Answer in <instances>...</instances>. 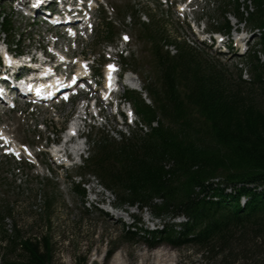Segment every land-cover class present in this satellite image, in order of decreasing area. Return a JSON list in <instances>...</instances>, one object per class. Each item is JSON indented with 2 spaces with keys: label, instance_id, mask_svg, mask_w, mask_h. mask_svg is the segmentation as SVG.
Listing matches in <instances>:
<instances>
[{
  "label": "trees",
  "instance_id": "trees-1",
  "mask_svg": "<svg viewBox=\"0 0 264 264\" xmlns=\"http://www.w3.org/2000/svg\"><path fill=\"white\" fill-rule=\"evenodd\" d=\"M213 1L218 17L209 18L208 31L229 35L232 16L259 32L248 52L238 55L248 78H242V68L233 76L207 61L199 48L172 34L165 11L135 9L131 17L146 18L137 21L140 35L158 69L156 81L144 87L149 101L126 91L137 121L125 132L117 130V137L88 128L89 150L73 176L78 180L70 184L83 198L84 176L91 174L112 193L115 205L148 210L161 221L154 229L128 226L125 240L152 248L199 247L220 256L218 264H264V107L253 97L255 88L264 89V0ZM0 17L10 42L20 44L22 33L6 13ZM111 26L107 20L100 29L107 40L114 35ZM53 135L58 138V131ZM46 166L42 175L25 159L0 155V264H52L48 229L28 234L17 210L19 196L33 193L41 199L39 215L50 220L56 175ZM34 181L37 186L29 187Z\"/></svg>",
  "mask_w": 264,
  "mask_h": 264
},
{
  "label": "rangeland",
  "instance_id": "rangeland-1",
  "mask_svg": "<svg viewBox=\"0 0 264 264\" xmlns=\"http://www.w3.org/2000/svg\"><path fill=\"white\" fill-rule=\"evenodd\" d=\"M16 1L20 4L24 0H0V13H6L9 17L11 12L10 23L17 34L22 33V37L20 36L21 45L26 49L30 46V49L38 48L40 44L45 51L53 49L64 55L75 57L85 55L88 61L93 60L94 69L97 68L99 71L104 69L102 61H106L109 57L119 64L116 52L126 41L129 55H126L125 62L128 63L130 70L124 74V82L126 77L130 76L135 84L133 86L138 88L137 90L141 93L144 92L145 85L156 81L158 69L149 43L140 35L142 28L137 21L146 20V18L141 16V20H138L131 17V13L137 15L135 9L144 13L151 7L167 8L169 6V10L164 11L167 12L165 20L169 25L167 27L172 29V34L184 37L189 46L199 48V53L207 61L224 69L227 68L233 76H236L242 68L243 79L248 78L247 72L244 71L245 61L243 57L234 54V50L236 49L237 53L241 54L244 44L252 46L258 39V32H255L256 35L246 34V27L241 23L238 26L239 33L235 35V38L232 35L235 49L227 48L226 39L221 42L220 49H223L221 51L215 50L216 45L209 46L208 36H203L202 33L209 18L218 17L212 8L213 3H210L209 0H98L100 8L98 11L95 10L93 31L81 30L73 45L72 39L67 37V33L65 34V30H62L63 28L60 26L52 28L37 22L33 28H28L27 25L32 21L31 18H25L19 13L13 12L17 8V5H14ZM179 1L182 5L178 7L175 2ZM195 1L202 3L201 6L199 4L195 12L184 13L180 10L184 4L188 3V7H191ZM29 7L28 5L26 10ZM108 19L114 21L111 29L114 33L113 44H118V47L115 48L116 52L110 51L109 46L104 45L110 40H107V36L100 31ZM230 19L231 23L235 22L232 16ZM158 24L166 25L161 20H158ZM241 31L243 32L241 33ZM29 36L34 39L32 45H30L31 38ZM241 36L245 39H241ZM0 37H4V35L0 33ZM204 37L206 40L202 42ZM4 38L10 41L11 34ZM53 42L54 46L52 47ZM102 49L104 58L98 56ZM43 64L47 66L48 61ZM73 64H75L74 61L67 69H65V65L59 67L61 73L68 74L70 70H73L71 68ZM95 80L93 77L91 78V86L94 85ZM122 86L123 84L119 85L118 90L113 93V99L122 97L124 89L129 88ZM253 93L255 101L264 107V89L255 88ZM82 96L78 97L76 102L68 100L57 103L31 104L26 100H20L13 109L5 107L3 104L0 105V152H10L12 149L18 156H26L33 160L34 164H37L36 167L41 174H46L44 164L45 161H48L57 174L54 179V181L56 180L55 184L51 183L55 187L53 195L55 201L50 210V220L44 218L45 215H39L41 211L36 207L41 206L40 197L33 199V193L19 194L20 204L17 208L20 217L19 224L24 225L25 231L30 235H41L48 229L52 243V264H218L217 260L220 256H211L207 252H202L199 247L191 245L172 247L162 243L152 248L143 241L125 240L123 229L130 226L132 221L130 214L139 221L137 222L138 229L159 227L161 221L154 219L148 210L115 206L112 193L106 190L95 176L86 175L84 177V179L88 178L94 186L85 184L86 196L83 199L78 196L75 190L71 189L70 179L79 171L75 165L79 164L80 159L87 155L89 147L85 138L81 140L85 141L84 145L80 144V139L74 138L70 140L69 144L66 142L65 146L60 145L61 134L66 129L68 121L79 115L81 117L80 128L84 134L87 132V126L94 124L95 129L93 130L100 128L104 133L117 137V130L124 132L127 129L124 119L119 113L122 110L127 112L130 107L126 102L117 107L114 104L109 105V101L99 99L96 90L89 85L83 90ZM82 98L88 99L87 104L83 102ZM145 100L149 101V98L146 96ZM126 122L128 123L127 118ZM52 129L61 131L58 143L54 141L55 136L51 133ZM39 135L41 138H38ZM33 139L35 142L31 144ZM52 144L60 145L61 150L59 149L56 155L51 156L49 152H46V155L39 153L40 150H48ZM75 146L77 149L74 148ZM16 147L18 149H15ZM40 158L44 161L43 163L40 162ZM56 161L61 165L58 166ZM74 179L76 180V178ZM36 186L37 182L34 181L29 187L35 188ZM49 190L51 192V188ZM12 196L14 195L12 194ZM94 198L105 201L104 209L92 202ZM107 198L111 201V209L106 204Z\"/></svg>",
  "mask_w": 264,
  "mask_h": 264
},
{
  "label": "bare ground",
  "instance_id": "bare-ground-1",
  "mask_svg": "<svg viewBox=\"0 0 264 264\" xmlns=\"http://www.w3.org/2000/svg\"><path fill=\"white\" fill-rule=\"evenodd\" d=\"M38 8V7H37ZM8 61H10V60H8ZM42 73H43V76H46L47 75V71L44 69V70H42ZM54 77L52 78V81H51V83H53V81H54ZM7 81L9 82V84H10V86L13 88V89H16L17 88V84L15 83L16 82V80L15 79H13L12 77H7ZM31 86L33 87V88H38L39 86H41V85H43L44 86V84H39V85H37L36 83L34 84L32 81H31ZM45 88H47V86L45 85ZM47 89H41V91H46ZM75 122H73L72 124H71V130H73L74 128H75ZM65 137L67 138V134L65 135ZM57 146V145H56ZM16 149H18V147H16ZM53 150V149H52Z\"/></svg>",
  "mask_w": 264,
  "mask_h": 264
},
{
  "label": "snow or ice",
  "instance_id": "snow-or-ice-1",
  "mask_svg": "<svg viewBox=\"0 0 264 264\" xmlns=\"http://www.w3.org/2000/svg\"><path fill=\"white\" fill-rule=\"evenodd\" d=\"M127 38V37H126ZM113 66L109 65V68H112Z\"/></svg>",
  "mask_w": 264,
  "mask_h": 264
}]
</instances>
